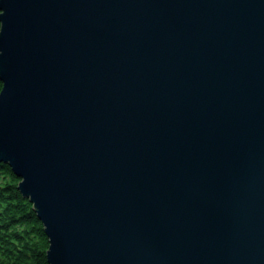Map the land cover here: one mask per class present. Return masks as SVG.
Returning a JSON list of instances; mask_svg holds the SVG:
<instances>
[{"label":"water","instance_id":"1","mask_svg":"<svg viewBox=\"0 0 264 264\" xmlns=\"http://www.w3.org/2000/svg\"><path fill=\"white\" fill-rule=\"evenodd\" d=\"M0 161L49 264H264V0H0Z\"/></svg>","mask_w":264,"mask_h":264},{"label":"trees","instance_id":"2","mask_svg":"<svg viewBox=\"0 0 264 264\" xmlns=\"http://www.w3.org/2000/svg\"><path fill=\"white\" fill-rule=\"evenodd\" d=\"M2 86L0 79V91ZM20 181L0 161V264H49V238L33 203L21 193Z\"/></svg>","mask_w":264,"mask_h":264}]
</instances>
